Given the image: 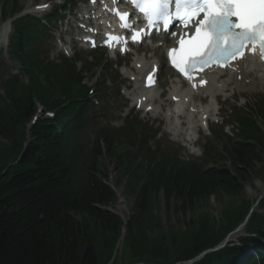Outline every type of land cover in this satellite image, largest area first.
<instances>
[{
	"label": "trees",
	"instance_id": "trees-1",
	"mask_svg": "<svg viewBox=\"0 0 264 264\" xmlns=\"http://www.w3.org/2000/svg\"><path fill=\"white\" fill-rule=\"evenodd\" d=\"M40 32L37 22L27 18L12 37L13 57L30 77L29 87L0 67V264H122L114 253L124 234L129 264H179L215 249L246 221L254 203L243 197L245 185L264 178V135L254 121L246 122V142H230L223 153H211L215 167L206 172L176 164L170 173L157 174L137 162L141 154H135L134 136L123 142L100 135L89 159L77 138L88 122L89 105L72 102L86 89L66 62L41 68L47 53L30 42ZM37 104L56 117L28 131ZM74 123L77 130L71 129ZM119 145L125 147L122 155ZM105 157L117 160L120 174L131 175L128 192L134 195L137 189L127 222L114 212L118 195L107 167L98 170ZM159 197L166 213L189 217L186 232L162 229L155 205ZM220 198L234 201L219 219L201 213ZM259 209L264 211V200ZM245 230L254 238L240 239L194 264H264V215L252 213ZM93 233L106 241L103 247ZM250 247L253 255L245 251Z\"/></svg>",
	"mask_w": 264,
	"mask_h": 264
},
{
	"label": "snow or ice",
	"instance_id": "snow-or-ice-1",
	"mask_svg": "<svg viewBox=\"0 0 264 264\" xmlns=\"http://www.w3.org/2000/svg\"><path fill=\"white\" fill-rule=\"evenodd\" d=\"M146 17L149 26L161 22L165 30L180 21L195 34L178 40L179 51L169 52L173 66L188 75L216 63L221 67L245 57L251 46L264 59V0H129ZM125 22L126 15H120ZM125 27H130L127 23ZM146 34V33H145ZM134 41L139 36L133 37Z\"/></svg>",
	"mask_w": 264,
	"mask_h": 264
},
{
	"label": "rangeland",
	"instance_id": "rangeland-1",
	"mask_svg": "<svg viewBox=\"0 0 264 264\" xmlns=\"http://www.w3.org/2000/svg\"><path fill=\"white\" fill-rule=\"evenodd\" d=\"M42 4H51V7L55 5L54 3L50 2V0H43L41 2H37V0H21L22 6L29 5L30 7H34V6L42 5ZM84 8H85V5L84 7H82V2H81L79 4V9H84ZM76 13L77 12H75V14ZM75 14L71 15L69 10L66 12L65 14L66 19L64 20L63 24L60 26L59 33L55 34V38H57V40L64 39L65 41L70 43V40H72V38L74 37L73 35L75 34L77 30V24L75 23L76 21L74 23L72 22V20H76L77 14L76 15ZM1 26L2 25H0V27ZM67 46L69 47L67 54L71 56L70 48L73 49V52L76 51V48L70 46L69 44ZM55 48H56L57 54H60L58 41L56 42ZM89 80H90V77H89ZM89 83L92 84V82L90 81ZM238 92L241 94H245L248 97V99H251V98H255L257 95H264V88L260 85H252V84L246 83L240 87ZM121 101L123 102V100ZM262 129L264 130V125ZM217 146H218V150L221 153H223L228 148V146L225 145L224 143H219ZM117 150L119 151L118 154L122 155V151L124 152L125 147L123 145H119ZM100 162L101 163L98 167V170L99 171L102 170L103 164L104 166L107 167L108 174H109V182L115 188L114 190L116 191L118 195V204L115 207L114 212L118 214L124 221L127 222L133 216L132 208L134 207L135 194L137 193V189L134 195L129 193L127 190L128 187L130 186V183L132 182L131 175L120 174L119 171L117 170L118 169L117 166L119 164L117 160L114 158L109 159L108 157H105V159H101ZM135 166H137L139 170H142L141 168H139L138 165L135 164ZM228 168H231L229 164H228ZM254 180L255 179H253V181L250 184L245 185V191H244L243 197L246 200H249L250 202L253 201L255 203V201H257L260 197L264 196V181H260L257 179L255 181ZM142 181L140 180V182L137 183V187L140 185ZM233 201L234 200L231 201L227 198H220L219 200H215V201L211 200V203L209 204L210 206L208 208L204 207L203 209H201L202 210L201 213H203V215H207L209 213V215L214 216L215 219L216 218L219 219L220 211L226 208L228 205H231ZM261 201H259V203L257 202V205L254 207V211L259 212L264 215V211L260 210L258 207ZM120 203H122V206L124 207L122 212L118 209V205ZM155 205H156V213L159 217V222L164 231H168L171 228H175V230L178 231V233L186 232V222L189 221V217L185 219L183 215H177L175 213H170V214L166 213L165 203L163 199L160 197L156 200ZM244 228H246V225L242 224L240 226L238 225L234 230H231L229 235L227 236L229 237L227 239L229 243L235 242L236 240H238L243 235V230H245ZM233 235H237V236L236 238L231 239ZM91 237L95 239L98 242L99 246L101 247H103V245L106 243V241L105 242L102 241V236L99 235V233H93ZM124 238H125V234L122 236L120 242L118 243L114 254L116 255V257L119 259V261L122 264L123 263L129 264L128 259L123 252Z\"/></svg>",
	"mask_w": 264,
	"mask_h": 264
},
{
	"label": "bare ground",
	"instance_id": "bare-ground-1",
	"mask_svg": "<svg viewBox=\"0 0 264 264\" xmlns=\"http://www.w3.org/2000/svg\"><path fill=\"white\" fill-rule=\"evenodd\" d=\"M84 17H85V15H83V16L80 17V18L84 21ZM88 20H89V18H88ZM8 34H9V24L6 23V24L3 25V27H2L1 30H0V39H1L2 43H5ZM169 44L172 45L173 42H169ZM153 52H155L156 55H159V54H160V52H159L157 49H154ZM158 61L161 62V60H159V59H158ZM137 63H143V64H146L145 61H139V60L135 63V65H136ZM241 70H242L241 73H240L239 75H236V76H237V77H242L243 82H246V80H250V76H254L255 73H256V74L259 75V77H260L259 79H257V81L260 82L261 84H264V69H263V67L260 66V65L258 64V62H256L255 60L250 59L249 61L245 62V63L242 65V69H241ZM210 79H211V87H210L211 89L208 90V91H203V92H202V95H204V94L207 93V92H212V91L217 92V93H221V92L225 93L224 91H225L226 89H229L230 86H231V79H227V80H225V81H223V82H219L217 76H212V77H210ZM219 85H221V86H219ZM226 92H227V91H226ZM138 93H141V89H140V87H138V86H134V88H133V90H132V92H131V95L136 96ZM173 93H174V95H172ZM173 93L171 94V98H172L173 96H175V97H176V96H180L176 91H174ZM144 97H146V96L144 95ZM183 97H188V96H187V95H182V96H180L181 100H182V101H185L186 98H183ZM135 100H136V98H135ZM180 103H182V102H180ZM184 105H185V104H184ZM149 106H151V104H150V105H146L145 108H148ZM164 106H165L164 104H161V105H160V109L163 110V107H164ZM181 106H182V104H181ZM197 108H198V107H197ZM198 109H199V108H198ZM168 112H169V111H168ZM208 112H209V110L205 111L204 114H207ZM185 116H186V115L183 113V114H181V115L178 117V119H180V120L182 121V119H183L182 117H185ZM168 123L170 124V126L172 125L170 122H168ZM193 124L196 125L195 123H193ZM186 125H187V123H185V122H183V123L180 122V128H179V129L176 128V129H171V130H173L174 132H175V130H176V135H177V136L184 135V133L187 131V129L184 128V126H186ZM118 209H119L121 212L123 211L124 207L122 206V203H120V204L118 205ZM236 236H237V235H233V236L231 237V239L236 238Z\"/></svg>",
	"mask_w": 264,
	"mask_h": 264
},
{
	"label": "water",
	"instance_id": "water-1",
	"mask_svg": "<svg viewBox=\"0 0 264 264\" xmlns=\"http://www.w3.org/2000/svg\"><path fill=\"white\" fill-rule=\"evenodd\" d=\"M227 242H228V240H226V241L223 243V245H222L221 247H224V246L227 244ZM221 247H219V248H221ZM219 248H217V249H215V250H213V251H216V250H218ZM213 251L205 252V253L202 254L200 257L196 258L194 261H191V262H189V263H187V264H192V263H194V262L200 260L205 254H207V253H209V252H213Z\"/></svg>",
	"mask_w": 264,
	"mask_h": 264
}]
</instances>
